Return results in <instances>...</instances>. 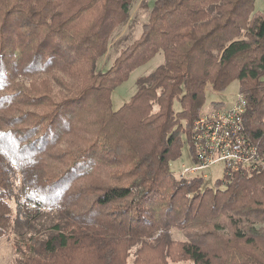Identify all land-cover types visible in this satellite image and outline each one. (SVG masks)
<instances>
[{
  "label": "trees",
  "instance_id": "16d2710c",
  "mask_svg": "<svg viewBox=\"0 0 264 264\" xmlns=\"http://www.w3.org/2000/svg\"><path fill=\"white\" fill-rule=\"evenodd\" d=\"M133 1L0 0V240L15 264H264V165L212 187L170 167L206 87L234 80L264 160V15L255 0H155L98 70Z\"/></svg>",
  "mask_w": 264,
  "mask_h": 264
},
{
  "label": "rangeland",
  "instance_id": "374dc122",
  "mask_svg": "<svg viewBox=\"0 0 264 264\" xmlns=\"http://www.w3.org/2000/svg\"><path fill=\"white\" fill-rule=\"evenodd\" d=\"M155 0H134L130 7V18L128 22L120 27L113 36L112 42L107 53L98 61L97 69L106 70L113 60L118 56L119 49L132 42L141 32L142 24L147 20L149 11ZM254 12L264 15V0H255ZM164 61L163 53H156L147 63L134 69L128 78L119 86L113 89L111 93L112 109L116 110L123 103L128 101L130 96L135 92L137 81L141 77L153 73L155 68ZM238 94V81L231 82L225 91L216 92L208 85L205 89V104L203 111L211 109L212 102H223L222 106L233 105ZM193 152H189L185 144L182 148L181 157L170 163V167L175 172H179L183 166L191 167L194 165ZM226 169L222 162L202 170L199 174L204 176V185L212 187L215 180L225 176ZM172 235L177 240H182V235L176 230H172ZM16 254L14 251L13 237H4L0 240V264H15Z\"/></svg>",
  "mask_w": 264,
  "mask_h": 264
},
{
  "label": "built area",
  "instance_id": "2783aa9c",
  "mask_svg": "<svg viewBox=\"0 0 264 264\" xmlns=\"http://www.w3.org/2000/svg\"><path fill=\"white\" fill-rule=\"evenodd\" d=\"M245 104L238 93L233 105L209 109L195 119L190 133L194 165L183 166L176 175H201L202 170L219 161L228 174L243 167L255 170L264 165L256 145L244 135Z\"/></svg>",
  "mask_w": 264,
  "mask_h": 264
}]
</instances>
